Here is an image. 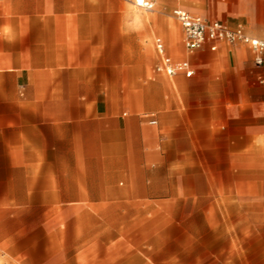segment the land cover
Returning a JSON list of instances; mask_svg holds the SVG:
<instances>
[{
	"label": "crops",
	"instance_id": "crops-1",
	"mask_svg": "<svg viewBox=\"0 0 264 264\" xmlns=\"http://www.w3.org/2000/svg\"><path fill=\"white\" fill-rule=\"evenodd\" d=\"M136 8L0 0V264H264V61L240 41L188 50L172 14L264 39V0ZM153 32L193 74L157 72L154 45L155 78L126 92L142 76L131 51ZM218 137L244 160L241 183L218 197L214 182L192 198L157 187L162 168L214 157ZM58 207L81 211L62 226Z\"/></svg>",
	"mask_w": 264,
	"mask_h": 264
},
{
	"label": "rangeland",
	"instance_id": "rangeland-1",
	"mask_svg": "<svg viewBox=\"0 0 264 264\" xmlns=\"http://www.w3.org/2000/svg\"><path fill=\"white\" fill-rule=\"evenodd\" d=\"M138 13L147 14L144 10L136 8ZM139 18V17H138ZM142 23L137 20V31H142ZM158 36L156 32H153L151 38L144 41L142 39L140 44L135 48V52L131 51L133 59L137 62V73L142 74L137 79H122V89L127 92L128 87L136 86L141 88L145 85V82L152 81L155 78L153 73V67L156 62V53L154 50V38ZM128 36L122 37V42H126ZM122 58L127 59V51L122 50ZM124 64V66H126ZM127 98V94L124 95ZM224 137H218V141H214V157H204L201 159H191L187 162H192L193 165H186L182 172L179 174L169 175L166 174L165 169L159 170L154 174V178L161 180L157 187L179 186L183 189L180 193V197H196L199 193H207L208 184L214 182V197H218L220 194H226L233 184L241 183L243 178L244 160L242 158H232L231 145L222 140ZM165 180H169L167 183ZM156 187V184H154ZM170 192V191H169ZM168 192V193H169ZM161 195L166 191H158ZM81 208H53L52 217H55L54 221L57 225L64 226L67 217L71 214H80Z\"/></svg>",
	"mask_w": 264,
	"mask_h": 264
},
{
	"label": "built area",
	"instance_id": "built-area-1",
	"mask_svg": "<svg viewBox=\"0 0 264 264\" xmlns=\"http://www.w3.org/2000/svg\"><path fill=\"white\" fill-rule=\"evenodd\" d=\"M156 0H132L137 8L144 11H153ZM175 19L180 23L184 33V45L188 50H194L203 45H208L211 50L216 49L220 41L230 43L243 42L247 44L254 53V61L260 65L264 61V39L249 36L241 28L231 29L224 22L219 20H207L193 15L181 8L172 11ZM154 45L160 59L155 67L157 72H164L173 75L182 71L185 76L193 74L189 63L185 60L173 62L170 57L165 55L160 38H155ZM151 123H155L151 120Z\"/></svg>",
	"mask_w": 264,
	"mask_h": 264
}]
</instances>
